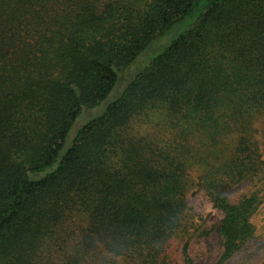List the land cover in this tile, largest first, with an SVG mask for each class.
<instances>
[{
    "label": "trees",
    "instance_id": "obj_1",
    "mask_svg": "<svg viewBox=\"0 0 264 264\" xmlns=\"http://www.w3.org/2000/svg\"><path fill=\"white\" fill-rule=\"evenodd\" d=\"M261 135L264 0H0V264H196L169 250L194 187L227 264Z\"/></svg>",
    "mask_w": 264,
    "mask_h": 264
},
{
    "label": "rangeland",
    "instance_id": "obj_2",
    "mask_svg": "<svg viewBox=\"0 0 264 264\" xmlns=\"http://www.w3.org/2000/svg\"><path fill=\"white\" fill-rule=\"evenodd\" d=\"M104 107L105 104H102L89 110L86 112V117L92 116L93 118L101 114L105 109ZM79 120L77 121V125L82 122L81 118H79ZM260 140L264 152V135L260 136ZM245 185H248V182ZM240 191L241 189L238 190L239 193ZM187 201L189 207L192 209L188 214L189 229L175 236L171 242L169 250L174 256H178L179 258L181 257L184 244L189 243V248L190 246H193L192 252L194 250L196 253H193L196 264H212L221 250L216 245L212 247L206 245L208 243L204 240L202 242L199 235L204 229H206V227L219 222L223 217L222 212L215 208L205 192L199 190L197 187H194L189 191ZM253 222L258 231L256 237L227 264H262L264 262V203L256 212ZM213 241L214 240H212V242Z\"/></svg>",
    "mask_w": 264,
    "mask_h": 264
}]
</instances>
